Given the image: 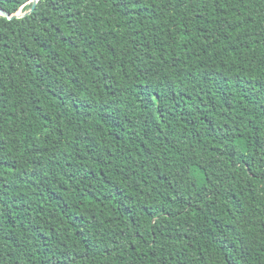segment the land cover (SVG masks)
Instances as JSON below:
<instances>
[{"label": "trees", "instance_id": "1", "mask_svg": "<svg viewBox=\"0 0 264 264\" xmlns=\"http://www.w3.org/2000/svg\"><path fill=\"white\" fill-rule=\"evenodd\" d=\"M0 264H264V0L0 14Z\"/></svg>", "mask_w": 264, "mask_h": 264}, {"label": "water", "instance_id": "2", "mask_svg": "<svg viewBox=\"0 0 264 264\" xmlns=\"http://www.w3.org/2000/svg\"><path fill=\"white\" fill-rule=\"evenodd\" d=\"M39 0H32V6L29 10L25 11V12H19V13H15V14H12L8 11H6L5 9H3L2 7H0V14L8 17V18H13L15 16H24V15H27V14H30L32 11H34L36 9V6H37V3H38Z\"/></svg>", "mask_w": 264, "mask_h": 264}]
</instances>
